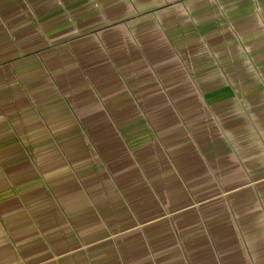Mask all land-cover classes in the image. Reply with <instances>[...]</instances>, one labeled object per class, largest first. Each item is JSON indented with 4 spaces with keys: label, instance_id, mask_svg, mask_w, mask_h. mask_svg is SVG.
Here are the masks:
<instances>
[{
    "label": "crops",
    "instance_id": "obj_1",
    "mask_svg": "<svg viewBox=\"0 0 264 264\" xmlns=\"http://www.w3.org/2000/svg\"><path fill=\"white\" fill-rule=\"evenodd\" d=\"M0 264H264V0H0Z\"/></svg>",
    "mask_w": 264,
    "mask_h": 264
}]
</instances>
